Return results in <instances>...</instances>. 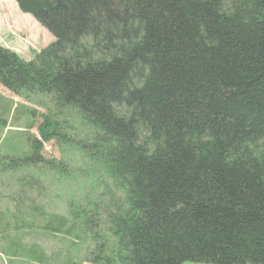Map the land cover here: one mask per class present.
Returning a JSON list of instances; mask_svg holds the SVG:
<instances>
[{
  "label": "trees",
  "instance_id": "trees-1",
  "mask_svg": "<svg viewBox=\"0 0 264 264\" xmlns=\"http://www.w3.org/2000/svg\"><path fill=\"white\" fill-rule=\"evenodd\" d=\"M15 2L54 41L0 45V84L46 102L0 174L65 196L43 231H86L78 264H264V0Z\"/></svg>",
  "mask_w": 264,
  "mask_h": 264
},
{
  "label": "rangeland",
  "instance_id": "rangeland-1",
  "mask_svg": "<svg viewBox=\"0 0 264 264\" xmlns=\"http://www.w3.org/2000/svg\"><path fill=\"white\" fill-rule=\"evenodd\" d=\"M54 41V37L28 13H23L15 0H0V45L8 47L26 59ZM43 99L27 101L0 84V109L8 107L4 114L6 124L0 116V155L22 154L28 151L27 134L39 137L41 115L45 112ZM31 110H35V114ZM44 154L58 157V149L52 142L44 144ZM9 174H0V264H78L86 247H92L86 231L79 232L81 241L71 247L60 235L43 231L41 213L65 212L64 197L60 190L45 191L35 202H22L17 196V182ZM19 187V186H18ZM34 196V191H32ZM16 194V195H14ZM61 194V193H59ZM38 207V208H37ZM32 216V217H31ZM44 222V221H43ZM45 258L41 260V255ZM81 264H91L82 262ZM182 264H205L185 261Z\"/></svg>",
  "mask_w": 264,
  "mask_h": 264
}]
</instances>
